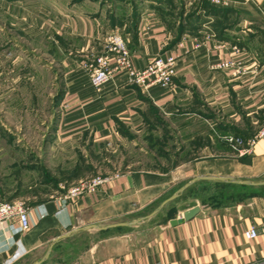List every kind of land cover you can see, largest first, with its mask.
Returning <instances> with one entry per match:
<instances>
[{"label":"crops","instance_id":"crops-1","mask_svg":"<svg viewBox=\"0 0 264 264\" xmlns=\"http://www.w3.org/2000/svg\"><path fill=\"white\" fill-rule=\"evenodd\" d=\"M156 1L0 0L4 61H12V53L35 50L53 66V75L58 73L60 115L51 145L79 147L89 138L94 144L136 146L155 162L126 165L104 176L95 193L67 202L57 199L59 174L43 171L39 187L44 192L35 188L24 202L29 228L23 231L15 220L0 224V264H30L49 249L39 264L264 262V185L207 178L264 180V138L243 155L223 140L227 134L248 138L264 124V0H224L211 13L199 8L195 16L203 28L185 24L174 44ZM208 19L220 21V27L209 29ZM114 32L124 36L138 68L159 53L173 54L171 86L145 90L118 73L95 89L83 65L104 53L105 38ZM230 58L247 72L238 76L216 66ZM193 178H199L191 184L194 189L205 185L256 192L236 203L210 205L186 199L190 185L167 203L173 206L162 221L151 223L167 204L149 214ZM19 189L16 184L12 193ZM193 206L198 212L182 219L181 213ZM172 219L177 223L171 224ZM121 222L133 223L112 226ZM126 227L132 229L122 230ZM249 228L257 230L255 237L244 236Z\"/></svg>","mask_w":264,"mask_h":264},{"label":"rangeland","instance_id":"rangeland-1","mask_svg":"<svg viewBox=\"0 0 264 264\" xmlns=\"http://www.w3.org/2000/svg\"><path fill=\"white\" fill-rule=\"evenodd\" d=\"M156 3L160 6L157 8L160 17L173 35L181 24H190L193 30L200 31L203 25L199 23L198 16H195L197 9L212 12L208 0H157ZM190 14L194 15L188 19ZM207 22L209 29L212 25L216 28L221 25L215 19H208ZM202 32L205 33L204 30ZM0 52V202L14 199L25 202L35 188L43 191L39 187L43 171L54 176L59 174L56 179L61 184L70 185L91 176L119 173L126 165L133 167L155 164L148 160L146 152L136 146L94 144L90 143L89 138L79 147L51 145L50 141L58 135L60 115L55 104L58 82L54 76L58 73L53 75V66L46 58L41 60L35 50H29L25 55L19 51L12 53V61H4L5 52ZM9 138H12L11 142L8 141ZM159 162L162 163V160ZM29 164L41 166L42 169L27 168L25 165ZM75 167L78 169L77 174L70 179V173ZM16 184H20L17 194L12 193ZM252 192L256 190L252 189ZM250 193L246 189L237 191L199 185L185 198H194L199 203L223 205L236 203ZM170 204L151 218V223L162 221L173 206ZM131 229L122 228L124 231ZM81 241L82 239L78 240V244Z\"/></svg>","mask_w":264,"mask_h":264},{"label":"built area","instance_id":"built-area-1","mask_svg":"<svg viewBox=\"0 0 264 264\" xmlns=\"http://www.w3.org/2000/svg\"><path fill=\"white\" fill-rule=\"evenodd\" d=\"M212 5H220L224 0H208ZM198 44L195 43L194 46ZM105 51L95 55L84 62V68L88 73L91 85L98 89L104 82L108 81L114 74L122 73L129 84H134L142 89H148L152 85H160L169 88L176 73V57L163 52L153 56L143 68L134 65L131 58L127 41L120 33H110L105 38ZM218 68H229L234 75H242L247 72L240 62L234 59H227L218 62ZM264 138V124L248 138H243L236 134H227L223 140L238 154L251 153L252 147L260 139ZM104 176L96 175L86 179H81L70 185L59 184L60 202L75 200L85 193H95L97 188L105 182ZM17 221L20 228L25 231L29 228L28 207L19 200H9L0 202V224ZM257 235L255 228L244 231L246 238H253ZM264 264V262L262 263Z\"/></svg>","mask_w":264,"mask_h":264},{"label":"water","instance_id":"water-1","mask_svg":"<svg viewBox=\"0 0 264 264\" xmlns=\"http://www.w3.org/2000/svg\"><path fill=\"white\" fill-rule=\"evenodd\" d=\"M208 179H214V180H221V181H227V182H232V183H236V184H243V185H251V186H258V185H264V180H261V181H252V180H237L235 178H225V177H216V178H213V177H207ZM199 178H193L192 180L186 182L185 184H183L182 186H180L175 192H173L168 198L164 199L150 214V215H153L155 214L156 212H158L165 204H167L168 202L174 200L175 198H177L188 186H190L195 180H197ZM199 210V207L198 206H193L191 208H188L187 210H184L182 213H181V218L184 219V220H187V219H190L193 215H195ZM133 222H121V223H118V224H114L112 226H118V225H130L132 224ZM170 223L171 224H176L177 223V219H172L170 220ZM85 227H83L84 229ZM68 233H65V234H62L60 237H65L67 236ZM60 237L58 238H55L54 240H52L51 242V245L55 243V241H57V239H59ZM50 250V249H49ZM49 250L47 251V253L39 260V261H35V262H32L30 264H39L41 262H43L46 258H47V255H48V252Z\"/></svg>","mask_w":264,"mask_h":264},{"label":"trees","instance_id":"trees-1","mask_svg":"<svg viewBox=\"0 0 264 264\" xmlns=\"http://www.w3.org/2000/svg\"><path fill=\"white\" fill-rule=\"evenodd\" d=\"M208 6H209L210 9L212 10V12H213V11H216V9H217V8H216L214 5H212V4H209V3H208ZM193 15H194V14H192V15L190 14V15L188 16V19H189V18H192ZM185 26H187V25H185V24L178 25L177 31H176V33L173 35V38H172V40H171V44H174V43H176V42L179 40V38H180V36H181V34H182V32H183ZM77 171H78V169L75 167V169L73 170V172L70 173V176H71V174L74 175V176H76ZM242 188H246V187H242ZM193 189H194V186L191 185L190 187H188V188L184 191V194L192 192ZM260 190H264V186L261 187ZM250 192H251V194L254 193V192H252V190H251ZM170 205H172V204H170Z\"/></svg>","mask_w":264,"mask_h":264}]
</instances>
